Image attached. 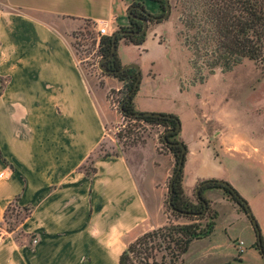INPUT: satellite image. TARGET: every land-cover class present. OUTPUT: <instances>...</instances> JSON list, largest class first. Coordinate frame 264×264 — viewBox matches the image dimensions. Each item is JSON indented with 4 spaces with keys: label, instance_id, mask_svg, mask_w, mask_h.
Segmentation results:
<instances>
[{
    "label": "crops",
    "instance_id": "obj_1",
    "mask_svg": "<svg viewBox=\"0 0 264 264\" xmlns=\"http://www.w3.org/2000/svg\"><path fill=\"white\" fill-rule=\"evenodd\" d=\"M130 3L0 0V86H4L0 92V221L16 198L14 211L32 206L30 214L0 240V264H119L130 242L170 220L165 199L172 152L158 150L154 141L95 155L97 169L91 175L81 168L106 139L107 123L114 116L104 88L92 86L64 32L88 20L106 24L110 34L130 23ZM143 3L151 12H160L157 0ZM164 23L165 19L149 29L141 44L121 39L123 48L136 46L144 55L150 50V39L159 48L165 46L168 42L160 40ZM125 52H120L123 64L137 59ZM150 58L155 65L169 56ZM151 74L157 75L150 70ZM121 83L115 76L106 77V84L119 88ZM143 83L144 72L135 96L138 109L176 112L155 101V91ZM191 142L184 171L185 189L193 198L200 179L231 180L234 172L225 165L249 158L226 150L215 155L205 140L193 137ZM146 147L154 152L153 161L141 154ZM159 159L165 160L160 174ZM240 192L247 197L246 190ZM257 194L258 211L250 203L264 238V187ZM204 195L218 210L216 226L209 236L191 243L184 264H264L254 246L257 235H250L246 251L238 254L235 220L250 219L244 210L224 191L209 190Z\"/></svg>",
    "mask_w": 264,
    "mask_h": 264
},
{
    "label": "rangeland",
    "instance_id": "obj_2",
    "mask_svg": "<svg viewBox=\"0 0 264 264\" xmlns=\"http://www.w3.org/2000/svg\"><path fill=\"white\" fill-rule=\"evenodd\" d=\"M129 1L131 5L133 0ZM147 1L149 3L152 0ZM170 1L172 12L165 19L163 25L165 31L160 35V40L168 43L159 48L156 41L150 39L149 52L141 55V48L131 46L125 49L123 41L120 40L117 44L118 53L120 55V52L125 50V55L137 57L134 62L140 65L142 74L144 72L143 87L154 90L156 94L154 100L162 103L166 108L173 109L180 116L183 128L179 132V137L187 145L192 143L194 137V139L205 140L206 143L211 144L214 147L215 155L220 150L223 152L226 150L230 155L249 157L238 161L234 166L231 164L225 166L230 168L232 173L234 172V174H230L232 179L229 181L240 190L244 192L246 190L247 197H245L249 202L252 200L258 211L259 200L255 195L257 196L259 189L264 187V178L259 179L261 174H264V162H261L264 158V69L257 61L245 58L230 70L217 67L213 73H209L207 68H203L201 72L196 71L192 64L193 50L186 44L184 35L180 33L181 30H186L184 17L189 2L188 0ZM146 9L148 8L146 7ZM157 23L156 20L149 21L147 32L149 29H153ZM96 26V22L84 20L79 24L75 23L73 27L67 28L64 32L80 65L91 78L92 86L104 88V99L114 116L107 123L108 135L106 139L94 155L121 152L132 145L144 144L148 140L154 141L158 150L169 152L170 149L162 141V135L166 130L164 125L152 124L145 120H137L123 115L120 105L127 90L124 89L121 80L119 88L113 84H106V77L112 78L113 75L107 74L99 66L102 57L98 51L100 35ZM161 54H167L168 60L161 58L153 65L150 57ZM150 70L152 73H157L155 78L153 74L148 76ZM203 73L206 74L205 79L200 81L199 78ZM142 105L144 104L142 103ZM199 127H201V133H198ZM141 154L150 161L156 157L150 147L142 149ZM172 157L173 166L170 177L177 162V157L173 152ZM159 160L161 162L158 169L160 174L165 160ZM209 190L224 191L220 186H210L204 189L205 192H209ZM168 195L169 191L166 199ZM166 199L165 210L170 220H191L186 215H173L166 208ZM230 200L238 204L236 201ZM17 212L8 211V215L0 221L1 239L6 232L17 226L23 217V213L18 215ZM253 212L258 219L254 210ZM246 216H248L247 213ZM235 226L239 233L237 236L244 240L245 246L248 247L247 242H249L250 235L253 238L256 235L252 220H235ZM19 234V231L15 233L22 242L23 236H19Z\"/></svg>",
    "mask_w": 264,
    "mask_h": 264
},
{
    "label": "trees",
    "instance_id": "obj_3",
    "mask_svg": "<svg viewBox=\"0 0 264 264\" xmlns=\"http://www.w3.org/2000/svg\"><path fill=\"white\" fill-rule=\"evenodd\" d=\"M157 1L160 2V13H163L165 11V2L164 0ZM188 2L189 5L185 10L186 14L184 17L186 30H181L180 33L184 35L186 44L193 50L192 64L196 71L201 72L203 68H207L209 73H213L217 67L223 70H230L245 58L257 61L264 69V0H188ZM132 4L135 6L132 8L133 14L130 15V23L119 27L129 31L118 34L117 44L121 39L136 44L143 43L147 39L148 34L147 31L145 33L140 32L143 28V18H147L148 21H162L155 19L154 16L149 14L151 12L146 9L143 1L133 0ZM112 44V33L100 35L98 51L101 57L110 54ZM103 65L114 69L124 65L118 49L103 62ZM106 73L123 81L124 89L127 90L122 99L124 100L137 80V69L135 67H127L121 71ZM205 76L206 74L203 73L199 78L200 81H204ZM3 87V85L0 86V92ZM139 88L140 84L137 90L125 101L121 108L123 115L137 120H145L152 124H162L166 127V130L171 129L167 133V137L170 140H182L179 137L182 126L179 130L176 128L178 122L181 121L177 113L160 111V114H146L144 113L145 110L137 108L135 96ZM162 141L177 157L175 170L182 152V146L179 144H168L163 135ZM188 151L187 145L184 165ZM111 153L117 152H106L104 154ZM92 155L81 165V168L89 175L97 169L93 164L95 155ZM184 165L182 170L174 177L172 188L171 178L173 174L170 177L166 208L173 215H186L191 220H169L164 226L143 233L127 245L120 255L119 264H184L183 255L189 250L191 243L197 238L209 236L215 229L218 210L213 207L212 201L204 195V189L210 186L222 187L225 195L229 199L236 201L239 207L248 214L257 235L254 246L264 257V238L262 236V244H260L258 239V232H261L260 224L248 199L228 179H225L227 180L226 184L210 182L201 189V194L208 202L205 209L204 201L200 200L196 194L198 184L204 179H200L196 185L195 198L191 197L185 189ZM170 193L172 194L171 202L176 207L190 210L192 213H182L174 210L169 202ZM16 199L9 204L5 217L8 215V211H14L16 208ZM21 208L17 213L18 215L23 213L22 219L32 211V206L26 205Z\"/></svg>",
    "mask_w": 264,
    "mask_h": 264
},
{
    "label": "water",
    "instance_id": "obj_4",
    "mask_svg": "<svg viewBox=\"0 0 264 264\" xmlns=\"http://www.w3.org/2000/svg\"><path fill=\"white\" fill-rule=\"evenodd\" d=\"M135 5L134 4H131L128 8V11H129V14L132 15L133 14V11H132V8L134 7ZM172 12V5H171V1L170 0H165V11L162 13V14H153V13H149L151 16H154L155 19L157 20H163V19H166L170 16ZM143 28L140 30L141 33H145L147 30H148V27H149V21L147 18H143ZM129 30L128 29H121V28H118L116 29L115 31L112 32L113 34V44H112V50L110 52V54H108L107 56H104L101 58L100 60V63H99V66L102 68L103 71L105 72H108V73H111V72H115V71H121V70H124L126 69L127 67H135L138 71V77H137V80L134 84V87L129 91L128 95L126 96V98L124 100H122L121 102V105H120V108L123 107L125 101L137 90L138 88V85L140 84V81L142 79V72H141V68H140V65L137 63V62H131V63H128V64H124L122 67L120 68H117V69H114V68H109V67H105L103 65V62L109 58L117 49V42H118V34L120 33H127ZM144 113L146 114H151V113H154V114H160L161 112L160 111H149V110H146L144 111ZM182 126V123L181 121L178 122V125H177V129L179 130ZM171 129H167L165 130L164 134H163V138L165 139V141L170 144V145H174V144H179L182 146V152H181V155H180V158L178 160V165H177V168L174 170L173 172V176L171 178V188L173 187V180H174V177L182 170L183 168V165H184V158H185V154H186V149H187V144L184 140H177V141H173V140H170L168 137H167V133L170 131ZM210 182H220V183H223V184H226L227 183V180L225 179H220V178H217V179H214V178H205L200 184H198L197 188H196V194L199 196V199L200 200H203L204 203H205V209L207 208V205H208V202L207 200L205 199V197L201 194V189L202 187L207 184V183H210ZM172 194L170 193V196H169V202H170V205L172 206V208L174 210H177L179 212H182V213H192V211L190 210H186V209H181V208H178L176 207L172 202ZM244 202V200H243ZM258 239H259V243L262 244V234L261 232H258Z\"/></svg>",
    "mask_w": 264,
    "mask_h": 264
},
{
    "label": "built area",
    "instance_id": "obj_5",
    "mask_svg": "<svg viewBox=\"0 0 264 264\" xmlns=\"http://www.w3.org/2000/svg\"><path fill=\"white\" fill-rule=\"evenodd\" d=\"M96 28H97L99 35L108 34V32H109L108 26L106 24L105 25L97 24ZM1 237H2V233L0 232V239H1ZM37 242H38V238H34L33 243L36 244ZM236 248H237L238 254L242 255L246 251L245 241L242 239H237L236 240Z\"/></svg>",
    "mask_w": 264,
    "mask_h": 264
},
{
    "label": "flooded vegetation",
    "instance_id": "obj_6",
    "mask_svg": "<svg viewBox=\"0 0 264 264\" xmlns=\"http://www.w3.org/2000/svg\"><path fill=\"white\" fill-rule=\"evenodd\" d=\"M138 1H139V0H138ZM140 1H142V0H140ZM164 2H165V0H164ZM159 3H160V2H159ZM143 4H144V3H143ZM144 5H145V4H144ZM145 7H146V6H145ZM153 14L156 15L157 13H153ZM158 14H162V13L159 12ZM152 18H153V17H152Z\"/></svg>",
    "mask_w": 264,
    "mask_h": 264
}]
</instances>
